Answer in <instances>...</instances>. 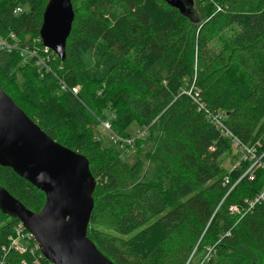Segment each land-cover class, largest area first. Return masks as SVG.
<instances>
[{
	"label": "trees",
	"instance_id": "1",
	"mask_svg": "<svg viewBox=\"0 0 264 264\" xmlns=\"http://www.w3.org/2000/svg\"><path fill=\"white\" fill-rule=\"evenodd\" d=\"M48 1L0 0V37L19 39L0 51V89L88 159L96 180L89 239L113 264H249L250 254L264 264V0H193L190 15L163 0H71L66 57L51 51L38 68L27 53L46 55ZM101 122L127 150L144 141L129 145V125L146 140L157 127L162 142L147 159L169 187L140 182L141 162L97 139ZM225 133L246 150L231 171ZM0 190L33 212L45 204L2 166ZM19 227L0 208V264H51L33 239L13 246Z\"/></svg>",
	"mask_w": 264,
	"mask_h": 264
},
{
	"label": "water",
	"instance_id": "2",
	"mask_svg": "<svg viewBox=\"0 0 264 264\" xmlns=\"http://www.w3.org/2000/svg\"><path fill=\"white\" fill-rule=\"evenodd\" d=\"M192 14L193 0H163ZM75 13L71 0H49L40 39L61 60ZM0 166L10 168L45 195L39 212L28 210L6 190L0 208L33 235L51 264H113L87 233L94 210L96 180L88 159L49 137L0 89Z\"/></svg>",
	"mask_w": 264,
	"mask_h": 264
},
{
	"label": "rangeland",
	"instance_id": "3",
	"mask_svg": "<svg viewBox=\"0 0 264 264\" xmlns=\"http://www.w3.org/2000/svg\"><path fill=\"white\" fill-rule=\"evenodd\" d=\"M194 9L197 10V7L195 6ZM31 38H25V41H30ZM37 65V64H36ZM38 68H41L39 65H37ZM19 83L21 81L19 80ZM185 86L184 88L187 89V87L190 84L189 79H186L184 82ZM80 90V88H78ZM75 93V92H74ZM93 111V110H92ZM96 111H93V114H95ZM109 123L101 122L99 126H97V139L99 141H102L103 146L105 148L108 147H114L117 150H119L123 156L124 160L129 164H134L137 160H139L142 164V174L139 178V181L146 182V183H161L165 188L169 187L170 182L167 178H163L158 173V170L151 164L148 159L147 155L152 152H156L159 150L161 145V134L157 127H155L153 131V135L151 137V140H146V133L142 130V128L138 124H132L129 125L126 129L127 133L131 136V140L129 142L130 144H133L135 140L141 141L140 139H144V141L140 142V148L127 150L126 147L120 145V143L117 141V139L113 137V134L111 133L110 129H108ZM246 154V150L243 151H237L233 150L231 156H226L223 159V165L224 168L228 171H231L233 168H235L240 159L243 158ZM138 181V182H139ZM133 188V185H128L127 189L130 191ZM14 242H18V245L20 248L26 247L27 242H22L20 238H16ZM26 243V244H24ZM260 258L259 256L255 254H250L249 256V264H259ZM199 264H203V262H199Z\"/></svg>",
	"mask_w": 264,
	"mask_h": 264
},
{
	"label": "built area",
	"instance_id": "4",
	"mask_svg": "<svg viewBox=\"0 0 264 264\" xmlns=\"http://www.w3.org/2000/svg\"><path fill=\"white\" fill-rule=\"evenodd\" d=\"M17 12H20V9H17ZM18 45H19V39L15 36V34H10L8 38L0 37V51L16 50ZM44 52L46 55L41 56V55H37L35 50H31L27 53V55L29 58L36 57L37 65H39L41 67V66L46 65L47 62L50 61V57H51L50 56L51 55L50 49L45 47ZM73 92L78 93L79 92L78 88L73 89ZM107 126L109 129L110 125H107ZM225 136L231 140L233 150H237V151H243L244 150L241 147L240 142L237 138L233 137L229 133H225ZM261 197H263V195ZM17 237L20 238V240L22 242L29 243V242H31V239H33L35 241L33 235L30 234L29 232H27L22 225L17 230ZM15 240H13V246L20 249L18 242H14ZM36 247L39 248L37 242H36Z\"/></svg>",
	"mask_w": 264,
	"mask_h": 264
}]
</instances>
